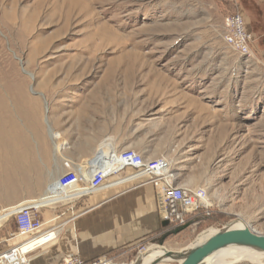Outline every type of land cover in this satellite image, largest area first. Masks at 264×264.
I'll use <instances>...</instances> for the list:
<instances>
[{"label": "rangeland", "instance_id": "rangeland-1", "mask_svg": "<svg viewBox=\"0 0 264 264\" xmlns=\"http://www.w3.org/2000/svg\"><path fill=\"white\" fill-rule=\"evenodd\" d=\"M216 3L0 0V156L10 147L31 156L13 181L9 152L0 158L10 183L0 194H38L1 206L0 219L109 139L162 161L177 186L206 190L211 208L178 233L168 227L151 250L180 252L237 223L264 236V62L225 44L228 15Z\"/></svg>", "mask_w": 264, "mask_h": 264}, {"label": "built area", "instance_id": "built-area-1", "mask_svg": "<svg viewBox=\"0 0 264 264\" xmlns=\"http://www.w3.org/2000/svg\"><path fill=\"white\" fill-rule=\"evenodd\" d=\"M225 44L241 56L252 57L253 36L246 29L241 15L231 14L224 21ZM104 140L91 158L80 165L68 162L55 182L49 183L37 201L20 202L9 208L4 222L12 221L15 236L23 241L5 251H0V264H30L33 256L54 245L67 224L79 214L74 213L75 204L91 195L110 189L136 188L150 185L158 201L160 219L177 227L200 211H208L206 190L177 186L170 171L162 161H142L133 152L116 151L112 142L107 149ZM114 178V179H113ZM44 212V213H42ZM49 213L46 218L43 214ZM70 213L67 220H62ZM1 224V225H2ZM148 245L137 250V257L146 253ZM115 257L105 254L85 262L70 255L58 264H116Z\"/></svg>", "mask_w": 264, "mask_h": 264}, {"label": "crops", "instance_id": "crops-1", "mask_svg": "<svg viewBox=\"0 0 264 264\" xmlns=\"http://www.w3.org/2000/svg\"><path fill=\"white\" fill-rule=\"evenodd\" d=\"M216 2L217 8L227 15L238 14L244 18L246 29L253 36V56L258 54L264 62V0ZM10 149L0 156L5 159L6 153L8 159L9 152L11 162L8 172L15 166ZM3 168L5 169V164ZM105 188L104 192L91 195L75 204L73 212L79 215L67 224L58 241L46 251L33 256L30 264H58L62 258L70 255L90 262L105 254L114 256L116 264H128L133 262L141 246L153 242L157 237H164L163 233L171 224L160 219L158 201L150 185L128 188L115 195L105 194L114 190ZM36 195L38 194L27 192V188L15 195L10 191L4 192L0 194V207ZM69 216L70 213H66L64 217ZM4 220L0 219V225ZM9 222L11 221L0 226V251L19 245L24 239L15 236L14 224L13 229L7 227Z\"/></svg>", "mask_w": 264, "mask_h": 264}, {"label": "water", "instance_id": "water-1", "mask_svg": "<svg viewBox=\"0 0 264 264\" xmlns=\"http://www.w3.org/2000/svg\"><path fill=\"white\" fill-rule=\"evenodd\" d=\"M165 223L168 224L167 222ZM187 226L189 224L179 227L174 233L184 230ZM230 246L250 248L264 253V236L255 233L248 227L243 229H232L228 227L217 231V233L202 243L197 242L196 238L180 252L168 251L162 258L153 260L149 264H160L168 261H175L178 264H203L207 257ZM146 256L144 254L141 257L144 259ZM142 260L135 264H143Z\"/></svg>", "mask_w": 264, "mask_h": 264}, {"label": "bare ground", "instance_id": "bare-ground-1", "mask_svg": "<svg viewBox=\"0 0 264 264\" xmlns=\"http://www.w3.org/2000/svg\"><path fill=\"white\" fill-rule=\"evenodd\" d=\"M106 141H108L106 146H107V149H109L110 145H111L110 144L111 140L108 139ZM54 148L55 149L58 148L57 143H54L53 149ZM15 149H16V147H11V149H10V153H11L12 157L14 158V159H12V161L15 163L14 168H12L11 172H10L11 181H13V178L16 175H18L19 179L24 174L27 175L28 167H30V165L27 166L28 164L27 163L25 164L22 161L23 157H24V160L27 159V157L31 158L30 152L29 151H27V152L26 151L25 152H21V151L17 152V150L19 148L17 150H15ZM4 187L5 188L10 187L9 181H8V183H5V182L4 183L3 182L0 183V188L2 189V191H4ZM245 227L246 226L243 223H237V224L230 225V228H232V229H243ZM215 233H217V231H205V232H203L202 234H200L198 236L197 242L202 243V242L206 241L209 237L214 235ZM166 252H168V251L166 249H163V248L157 247L156 249H152L151 250L150 247H149L146 250L145 254L147 256L143 259V264H149L153 260H156L158 258H162ZM243 263L264 264V253L252 250L250 248H244V247H238V246H230V247H227V248L222 249L220 251H217L213 255L207 257L204 260V262H203V264H243Z\"/></svg>", "mask_w": 264, "mask_h": 264}, {"label": "trees", "instance_id": "trees-1", "mask_svg": "<svg viewBox=\"0 0 264 264\" xmlns=\"http://www.w3.org/2000/svg\"><path fill=\"white\" fill-rule=\"evenodd\" d=\"M171 225H168L167 229H168V227H171ZM162 238H163L162 236L161 237H157L156 239H154L153 243H160L162 241Z\"/></svg>", "mask_w": 264, "mask_h": 264}]
</instances>
